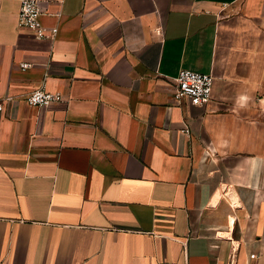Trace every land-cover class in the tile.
Here are the masks:
<instances>
[{
	"label": "crops",
	"instance_id": "1",
	"mask_svg": "<svg viewBox=\"0 0 264 264\" xmlns=\"http://www.w3.org/2000/svg\"><path fill=\"white\" fill-rule=\"evenodd\" d=\"M19 1L0 264H264V0H39L42 39ZM180 69L213 76L207 104L175 99ZM38 88L62 98L30 106Z\"/></svg>",
	"mask_w": 264,
	"mask_h": 264
},
{
	"label": "built area",
	"instance_id": "2",
	"mask_svg": "<svg viewBox=\"0 0 264 264\" xmlns=\"http://www.w3.org/2000/svg\"><path fill=\"white\" fill-rule=\"evenodd\" d=\"M41 7L39 0H20L17 15V26L25 28L37 38L47 37V30L40 21ZM56 33V28L49 31ZM25 69L28 63H21ZM213 76L210 73H202L190 69H180L175 77L174 97L177 101L186 100L191 105L202 106L209 102L211 97ZM59 92H50L44 88H38L25 96V101L34 107L48 106L54 101L61 100ZM4 111V103L0 100V114ZM252 256V255H251ZM158 264H175L174 262H160Z\"/></svg>",
	"mask_w": 264,
	"mask_h": 264
}]
</instances>
